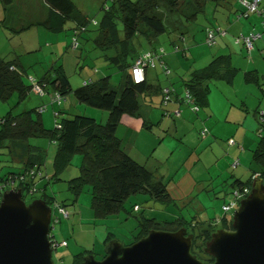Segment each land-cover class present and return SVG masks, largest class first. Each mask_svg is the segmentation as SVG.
<instances>
[{"label":"trees","instance_id":"trees-1","mask_svg":"<svg viewBox=\"0 0 264 264\" xmlns=\"http://www.w3.org/2000/svg\"><path fill=\"white\" fill-rule=\"evenodd\" d=\"M0 1L5 8L2 26L14 35L39 28L51 33L67 31L71 35L72 44L79 48L83 35L90 31V25H95L92 41L102 51V56L122 74L118 84H113L110 75H106L86 80L82 85L73 88L62 64L48 69L42 66L41 72L35 70L33 73L35 63L28 59L27 62L23 61L25 54L33 52V49L24 54L10 51L15 53L12 57L0 54V101L6 102L17 96L18 103H21L34 89L42 95L49 93L51 103L57 106L62 105L69 94H73L79 103L108 112L106 122H99L95 117L66 112L63 107L57 108L54 112L58 117L53 128H47L42 119V114L48 109L47 105L20 113L10 110L1 115L0 196L7 190L20 189L26 201L27 196L31 199L43 198L53 207L54 216L58 215L56 224L60 223L63 216L58 210L59 207L66 208L67 202L49 194L48 186L53 180L60 179L62 171L71 165L73 157L80 154L82 161L79 174L69 180L68 186L77 197L85 187L90 188L91 206L97 216L106 217L120 212L125 201L137 193H146L151 200L167 205L174 202L177 198L171 193L170 182L159 174L157 168L139 162L125 149L122 139L117 136L121 119L124 114L140 116L142 101H145L146 96H151V101L154 100L152 97H159L166 115L172 113L175 117L178 114L176 111L171 112L168 107L169 102L174 99L197 113L199 108L209 106L212 84L215 81L233 83L240 68L234 64L231 54H216L205 66L193 70L188 77L183 78L181 93L170 86L163 87L150 77V72L156 70L160 64L165 71H171L164 59L166 50L153 47L139 52L133 41L137 36H142L152 43L161 34L173 31L178 33V38L172 40L175 50L185 51L189 24L194 23L201 13H206L208 3L213 4L215 13L219 8L230 10L233 7L232 0H112L110 4L106 2L103 5L100 20L90 18L74 0H38L41 4L38 12L33 9L32 1ZM240 5L242 6L241 3ZM244 10L242 6L238 14L240 17L245 16ZM230 15L231 13L226 17L228 22H231ZM249 16L250 14L247 17ZM216 30V27H206V43L209 46L216 45L217 34L219 36L220 32H226L221 27L219 31ZM252 33L257 32L252 31L248 35ZM210 35L213 36L212 41H209ZM242 36L243 34L237 35L235 39L247 48ZM147 54H150L154 65L144 58ZM140 59L147 66L144 79L136 82L133 67ZM254 78L259 84L257 73L248 70L247 81L254 82ZM239 108L244 110L243 105ZM33 111H37V116ZM244 111L249 112V109ZM67 113L72 116H64ZM254 115L258 119V128L256 144L252 150L251 173L245 181L234 177L231 184V193L234 194L232 202L236 200L235 192H242L247 186L251 188L255 177L264 179V111L260 113L257 109ZM206 133L204 130L201 132L202 135ZM31 138H45L56 144L53 175L47 176L43 170L46 149L31 143ZM237 164H240L239 159ZM178 185L181 187L180 182ZM186 197H180V200L185 201ZM239 205L240 202L232 209ZM232 209L229 213L225 211V217H216L206 222H199L196 218L190 220L183 215L173 221L142 216L139 235L134 241L153 228L176 230L187 227L188 232L194 234L192 252L203 261L212 262L214 258L208 253L207 244L217 229L232 228L233 217L228 215L233 214ZM109 240L110 238L107 239ZM87 256L76 255L74 264H82Z\"/></svg>","mask_w":264,"mask_h":264},{"label":"rangeland","instance_id":"rangeland-1","mask_svg":"<svg viewBox=\"0 0 264 264\" xmlns=\"http://www.w3.org/2000/svg\"><path fill=\"white\" fill-rule=\"evenodd\" d=\"M26 1H32L34 3L33 9L37 12L40 11L41 4L38 0ZM111 1L74 0L85 14L98 20L103 15V5L106 2L110 4ZM232 2L233 7L230 10L225 11L219 8L215 13L212 9L213 4L208 3L206 13H201L194 23L189 24L188 35H186L187 44L184 42L187 48L189 47L187 57L184 55L182 47V50L176 51L172 44V40L178 38L177 32L172 31L161 34L152 43L142 36H137L133 42L139 52L153 47L166 50L164 59L169 64L171 71H165L160 64L157 68L160 78L156 80L151 72V79L154 82H159L163 87L170 86L182 93V79L188 76L187 74L191 69L206 65L215 56L217 44L219 45L223 41V37H220L216 45L209 46L205 42L206 27H216V31H219V27L224 30L231 27L229 34L233 40L236 37L233 35L243 34H240V32L245 29L241 30L239 27L242 28L245 24L244 21L247 20L245 18L248 17L244 16L245 18L241 21V24H235L233 15L236 13L234 11H239L242 6L237 0H232ZM261 7H264V0H262ZM231 12L233 13L231 22H228L226 17ZM4 16L5 8L0 1V54L12 57L15 56V53H10V51L24 54L33 49V52L25 54L26 57L23 60L27 62L28 59L35 63L33 73L35 70L41 72L40 68L42 66L48 69L54 65L62 64L73 88L82 85L86 80L98 79L106 75H110L113 84L119 83L121 72L102 56V51L92 41L95 36L93 31L96 28L95 25H90V31L83 35L80 40L81 47L78 48L72 44L71 35L67 31L51 33L39 28V30L32 29L21 35L11 34L9 30L2 26L1 22ZM250 16L249 21L255 22L256 32L262 33L264 14L255 12L251 13ZM258 39L260 42L264 41L262 37ZM224 43L226 44V41ZM190 44L194 45L190 47ZM258 44L256 42V52L251 54H249L247 48L244 46L242 48V45L238 46L237 53L234 51V64L241 68L234 90L241 88L243 90L245 87L251 92L247 95L244 94L245 98H242L238 105H247L250 116H254L257 109L260 113L264 111V92L262 89L256 84H244L242 82L244 70L252 69L254 66L251 61L254 56H257L256 53L260 55L259 59L264 61V53H260L257 48ZM38 61L41 63H36ZM24 64L27 65V63ZM241 82L244 87L240 85ZM216 83L220 82L215 81L214 84ZM219 85L216 84L217 87L213 88L211 104L213 109L223 111L225 104L223 94H225L228 103L229 96L234 93V90L230 88L231 86L222 84L227 88L226 92L228 94L224 91L221 94L220 91L218 93V90L222 89ZM152 98L153 101H151V96L144 98L145 101H142V114L140 116L123 115L117 129V136L122 138L125 148L130 152L129 154L139 162H145L152 168H157L159 174H162L165 180L170 182L171 193L177 199L167 205L160 201L151 200L146 193L132 194L125 201L120 212L106 217L97 216L91 206L92 195L88 186L78 197L69 189V180L77 176L80 171L79 166L82 155L76 154L71 165L62 171L60 179L53 180L48 186L49 194L54 195L59 200H66V208L70 213L69 217H62L61 222L56 224L54 229L56 239L60 242L63 240L68 241L66 246L61 244L55 249L53 254L55 264H74L77 258L76 255L81 254L82 256L92 254L97 259H102L110 243L115 240L122 241L125 244L133 243L139 235L142 216L155 217L161 221H173L183 215L190 220L196 218L199 222L214 220L216 217H225L223 205L234 200V194L231 193V184L234 177H239L245 181L250 176L253 155L250 147L241 153L239 157L241 158L240 164H237L239 159L238 147L242 142L243 131L247 129L246 125L230 124L231 128L223 130L222 135H219L215 133V131H220L219 125L214 130L213 127V129H209L208 126L211 125L207 123V125L202 126L200 131L198 125L197 127L193 125V129L189 125L186 130L184 124V128L182 126L180 131L181 138L176 139L173 135H169L164 142L159 143V137L164 134L162 122L164 119L172 122L174 118L170 115L163 116L164 110L160 98ZM235 104H237V100ZM43 105L48 106V109L42 114L44 125L47 128L55 127L58 116H55L54 111L61 107L66 109V112H78L95 117L99 122H106L108 118L106 110L79 103L73 94H69L62 105L57 106L51 103L49 93L42 95L34 89L21 103H18L17 96L6 102L0 101V116L7 114L10 110H13L14 113H20L24 110H36ZM183 106L185 107V105ZM200 110L201 108H199ZM183 113L185 115V109ZM33 114L37 116V111H33ZM67 114L63 115L72 116L69 113ZM216 114L219 113L216 112ZM162 118L163 120H161ZM160 121L161 123H159ZM203 130L207 133L202 135ZM215 136H218L217 140H213L216 139ZM255 138L257 139V136ZM31 143L46 149V161L43 170L47 173V176L53 175L55 173L56 144L45 138H31ZM236 150H238L236 157L228 156L230 152L234 153ZM178 182L181 183V187H179ZM185 196H187L185 201L180 200V197ZM32 200L31 197L27 196L28 202ZM237 208H233L232 211L234 212ZM228 215L232 217L233 214ZM108 238H110L109 241H107Z\"/></svg>","mask_w":264,"mask_h":264},{"label":"water","instance_id":"water-1","mask_svg":"<svg viewBox=\"0 0 264 264\" xmlns=\"http://www.w3.org/2000/svg\"><path fill=\"white\" fill-rule=\"evenodd\" d=\"M232 229H217L207 244L212 262L192 252L187 227L150 229L131 244L115 240L102 259L88 255L82 264H264V179L255 177L251 192L232 215ZM53 209L43 198L27 202L20 189L0 200V264H55L51 234Z\"/></svg>","mask_w":264,"mask_h":264},{"label":"crops","instance_id":"crops-1","mask_svg":"<svg viewBox=\"0 0 264 264\" xmlns=\"http://www.w3.org/2000/svg\"><path fill=\"white\" fill-rule=\"evenodd\" d=\"M232 12H231V15H230V18H229L230 20H231L232 15H233ZM234 12L236 13V14L233 15V17L235 18L234 23L235 24H237V23H240L241 24V21L245 17H240L238 15L239 14V11H234ZM255 18H257V17H255ZM245 19H247L246 21H244L245 24H243L242 28L239 27L241 30H244V29L245 30L244 31H241L240 34L243 33V35H248L250 32L256 31L255 30V22H253L251 20L249 21V19H251V16H249L248 18H245ZM250 22L253 23V24H251ZM35 30H39V29H35ZM230 30H231V27L228 30H226V32L224 31V33H221V32L219 33L220 34L219 36L220 37H223L222 38L223 41L220 42L219 45L216 43L217 44V49H216L217 52L216 53L217 54H231L232 55V58H233V62H234V51H235V53H237L236 51L239 48L238 46L239 45H242V48H243V44L241 42L236 41V39L235 40L232 39V36H230V34H229L231 32ZM37 33H38V31H37ZM257 33H259V32H257ZM219 36L217 34V40L220 38ZM233 36H237V35H233ZM262 38H264V36ZM225 41H226V44L224 43ZM256 42L259 43L258 46H257V48L260 50V53L261 52L264 53V41L260 42L259 39H257L255 41V48L253 49L252 52H256ZM193 45L194 44H190L189 46L191 47ZM187 49H189V47L186 48L185 51H183V53H184V55L186 57L188 56ZM216 53H215V55H216ZM256 54H257V56H254V58L251 61L254 66H253L252 69L251 68H248L247 70H244L243 77H242V82L244 84H256L264 92V87H263L264 86V82H263L264 81V70L263 71L261 70V69H264V61L262 59L261 60L259 59V56L260 55H258V53H256ZM202 67H198V68H202ZM238 67L240 68V66H238ZM198 68H195V69H198ZM195 69L194 68L191 69L190 72L187 75L189 76L191 74V72L193 70H195ZM248 70H254L257 73L259 84L256 83V80L257 79H255V78H254V82H251L250 83V82L247 81V79H246V72ZM240 71H241V68H240L238 74L240 73ZM151 72L154 75V77H156V80H158L160 78V73L158 72L157 69L156 70H152ZM238 74L236 75V78H235V80H234L233 83H226L224 81H223L224 83L222 81H219L220 83H216V84H220L219 86L222 88L221 90H218V93H219V91H220V93L222 91H224V92L227 91V88L224 87L225 85H222V84H227V85L231 86L230 88H232L234 90V86L237 85L236 84V80H237ZM188 76H186V77H188ZM251 79H253V76H251ZM182 81H183V79H182ZM242 82L240 83V85L243 84ZM216 84H214V83L212 84V89H211V93H210V96H209V106L207 108L201 109L197 113L194 112V111H192L186 105H185V107L183 105H180V102L176 101V99H174L175 101L172 100V101L169 102V105H168L169 110L171 112L176 111V113H178V114H176L175 117H174V115L172 113H169L167 115L166 114H163V116L164 115L165 116H169V115L170 116H173L174 119L172 120V122L171 121L170 122L167 121V119H164V121L162 122V126H163L162 127V131H163L164 134H162V136L159 137V139H160V142L159 143L164 142V140L169 135H173L176 139L181 138L180 131H181V127L182 126L184 128V124L186 126V130L188 129L187 127H189V125H190L191 129H193V125L196 126V127L198 125L199 128H200V131H201L202 126L207 125V123L211 125V126H208L209 129H213L214 128V130L219 125L220 126V131H218V132L215 131V133L216 134H219V135H222L221 133H222L223 130H228V129L231 128V125L230 124H236V123H238V124H241V125H246L247 129H245V131H243L242 138H241L242 139V142L240 143V145L238 147L239 148L238 149L239 151L236 150L234 153H231L230 152V154H228V156H231V157L234 158V157H236V153L238 151V158H239L241 156V153L244 150H246L248 147H250V150L251 149L252 150L254 149L255 144H256V138H255V136H256V130L258 128V124H257L258 123V119H257V116L256 115L250 116L249 115V112L244 111V110H248V107L245 104H244V110H241V109L238 108L239 107L238 106L239 105V102L242 100V98H245L244 97L245 96L244 94L247 95V93L250 94L251 92H249V89H246L242 85L244 87L243 90H242V88L239 89V90H234V93L232 95H230V96L228 95L229 96L228 103H227V101L225 99V94H223V100L225 102V104H224V110H223L224 112L223 111H217V110L213 109V106L211 104V95H212V92H213V88H215V87L218 86V85L215 86ZM181 85H182V83H181ZM236 100H237V104H235V101ZM243 103H244V101H243ZM184 109L186 110L185 115L183 113V110ZM216 112H218L219 114H216ZM163 118L161 120H163ZM211 120H213V121L211 122ZM159 123H161V121ZM214 124H215V126H213ZM237 128H238V126H237ZM214 130H212V131H214ZM215 137H216V139H213V140H217L218 136H215ZM239 159L241 161V158H239ZM157 160H160V159H157Z\"/></svg>","mask_w":264,"mask_h":264},{"label":"built area","instance_id":"built-area-1","mask_svg":"<svg viewBox=\"0 0 264 264\" xmlns=\"http://www.w3.org/2000/svg\"><path fill=\"white\" fill-rule=\"evenodd\" d=\"M239 2L242 4V6L245 9L244 10L245 12H243V14L245 16H248L249 14L255 13V12L260 13V14H264V8L261 7L262 0H239ZM263 24H264V21H263ZM263 35H264V30L262 33H252L250 35H243L242 36L249 53H251L252 50L254 49L255 41L258 38H261ZM212 40H213V36L210 35L209 41H212ZM144 58L148 60V63L154 65L153 60H151L150 54H147V56H144ZM146 66H147V63L143 62L142 59H140L136 63V65L133 67V77H134V80L136 82H141L144 79ZM250 192H251V188H249L248 186L245 187L242 192L236 191L235 192L236 200L233 201L232 203H230L229 205H224L223 209L229 213L230 210L232 209V207L236 206L238 202H240L242 199L247 197ZM2 195L0 196V200L2 199ZM52 209H53V207H52ZM58 211H59V214L62 215L63 217L67 218L69 216V212L65 207H59ZM52 220H53L52 221L53 226L51 229V234L55 235V231H54L55 224H56V222H58L59 217H58V215L54 216V211H53V219ZM52 241H53V244H52L53 248H55V249H57L59 247V245H61V244L65 245V246L68 244L66 240H63L62 242H60L58 239H56L55 236L52 237Z\"/></svg>","mask_w":264,"mask_h":264},{"label":"flooded vegetation","instance_id":"flooded-vegetation-1","mask_svg":"<svg viewBox=\"0 0 264 264\" xmlns=\"http://www.w3.org/2000/svg\"><path fill=\"white\" fill-rule=\"evenodd\" d=\"M229 229H232V228H229Z\"/></svg>","mask_w":264,"mask_h":264}]
</instances>
